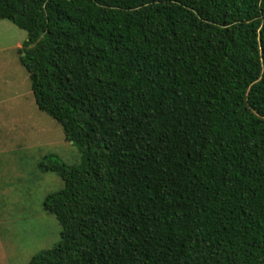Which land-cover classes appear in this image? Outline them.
Here are the masks:
<instances>
[{
    "label": "trees",
    "instance_id": "1",
    "mask_svg": "<svg viewBox=\"0 0 264 264\" xmlns=\"http://www.w3.org/2000/svg\"><path fill=\"white\" fill-rule=\"evenodd\" d=\"M26 33L60 240L29 264H264V0H0Z\"/></svg>",
    "mask_w": 264,
    "mask_h": 264
},
{
    "label": "rangeland",
    "instance_id": "2",
    "mask_svg": "<svg viewBox=\"0 0 264 264\" xmlns=\"http://www.w3.org/2000/svg\"><path fill=\"white\" fill-rule=\"evenodd\" d=\"M25 40L24 31L0 21V264H29L35 254L57 245L61 228L43 202L62 183L38 165L49 155L67 166L80 160L59 124L34 103L18 60Z\"/></svg>",
    "mask_w": 264,
    "mask_h": 264
}]
</instances>
